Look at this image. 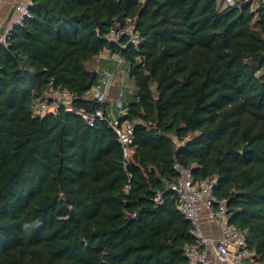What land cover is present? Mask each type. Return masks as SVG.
<instances>
[{"label":"trees","instance_id":"16d2710c","mask_svg":"<svg viewBox=\"0 0 264 264\" xmlns=\"http://www.w3.org/2000/svg\"><path fill=\"white\" fill-rule=\"evenodd\" d=\"M222 2L31 0L0 46V264H190L176 163L218 177L264 264V8ZM118 28L138 47L111 39ZM104 51L135 85L119 116L140 121L128 160L109 119L84 118L109 111L88 95ZM63 91L71 111L34 113Z\"/></svg>","mask_w":264,"mask_h":264},{"label":"built area","instance_id":"2783aa9c","mask_svg":"<svg viewBox=\"0 0 264 264\" xmlns=\"http://www.w3.org/2000/svg\"><path fill=\"white\" fill-rule=\"evenodd\" d=\"M31 0L26 4H19L15 7L19 16L15 23L0 33V46L6 44L9 35L17 26L23 25L24 20L29 16V6ZM222 7L246 6L249 5L254 11L264 8V0H223ZM128 22H131L128 20ZM122 36H127L131 44L135 47L141 43V38L134 28L113 29L110 38L119 41ZM118 68L123 63V59L117 55H112ZM100 74V73H99ZM114 73L105 71L100 74L99 81L91 88L88 95L98 99L100 102L110 101L108 114L98 110L94 114H85L84 118L93 126L97 119L107 120L113 131L119 138L123 147V156L128 160L133 153L134 131L136 124L134 122H120L119 116L126 113L122 99H111L110 95L113 89ZM57 95V97L55 96ZM53 105L49 107V101H42L35 106L34 113H45L55 111L61 106H65L69 111L72 110L73 96L68 91L51 94ZM174 169L178 173L177 181L170 187V190L176 196L177 210L191 223V233L197 240L194 245L185 248V257L190 264H210V261L202 249L208 245H213L215 240L207 237L202 230V209L205 210V216L209 221L216 222L222 226V236L214 244L216 258L226 264H256V254L247 248L246 240L240 230L229 222L228 201L219 199L215 195V189L219 185L218 177L196 180L192 169L185 168L182 164L176 163ZM161 203V196L158 197Z\"/></svg>","mask_w":264,"mask_h":264},{"label":"crops","instance_id":"0c3cea01","mask_svg":"<svg viewBox=\"0 0 264 264\" xmlns=\"http://www.w3.org/2000/svg\"><path fill=\"white\" fill-rule=\"evenodd\" d=\"M28 1L29 0H0V33H2V31L5 30L7 27L13 25L17 20L19 14L15 10V7L19 4H26ZM113 58L114 57L109 51H104L96 60V70L98 72L100 71L101 75L105 71H112L115 75L114 78L119 77L121 67L118 68ZM116 90L118 91V89L114 86L113 91ZM128 94L129 92L121 90L120 93H118L117 97L118 99L123 100L127 97ZM205 214V210L202 209V230L207 237L215 240V244L222 236V226L216 222L209 221ZM214 244L204 247L202 251L208 257L210 264H226L216 258L214 252Z\"/></svg>","mask_w":264,"mask_h":264},{"label":"rangeland","instance_id":"374dc122","mask_svg":"<svg viewBox=\"0 0 264 264\" xmlns=\"http://www.w3.org/2000/svg\"><path fill=\"white\" fill-rule=\"evenodd\" d=\"M121 71V70H120ZM100 73V71H99ZM119 77H122L123 75V71H121L119 73ZM113 85L118 89V91H113L112 89V94L114 95L115 98H118V93H120L121 90H124L126 92H130V91H133L135 85H134V82L130 79L128 73L125 74V76L121 79V78H118V77H115L114 78V83ZM57 97V95H55ZM114 98V99H115Z\"/></svg>","mask_w":264,"mask_h":264},{"label":"water","instance_id":"95a60500","mask_svg":"<svg viewBox=\"0 0 264 264\" xmlns=\"http://www.w3.org/2000/svg\"><path fill=\"white\" fill-rule=\"evenodd\" d=\"M11 16V15H10ZM249 152L248 145H246L242 150V155H246Z\"/></svg>","mask_w":264,"mask_h":264}]
</instances>
